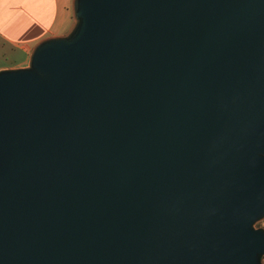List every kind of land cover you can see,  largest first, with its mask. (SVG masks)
<instances>
[{
    "label": "water",
    "instance_id": "1",
    "mask_svg": "<svg viewBox=\"0 0 264 264\" xmlns=\"http://www.w3.org/2000/svg\"><path fill=\"white\" fill-rule=\"evenodd\" d=\"M0 68V264H262L264 0H72Z\"/></svg>",
    "mask_w": 264,
    "mask_h": 264
},
{
    "label": "crops",
    "instance_id": "2",
    "mask_svg": "<svg viewBox=\"0 0 264 264\" xmlns=\"http://www.w3.org/2000/svg\"><path fill=\"white\" fill-rule=\"evenodd\" d=\"M72 23V0H0V37L24 58L38 40L65 33Z\"/></svg>",
    "mask_w": 264,
    "mask_h": 264
},
{
    "label": "rangeland",
    "instance_id": "3",
    "mask_svg": "<svg viewBox=\"0 0 264 264\" xmlns=\"http://www.w3.org/2000/svg\"><path fill=\"white\" fill-rule=\"evenodd\" d=\"M10 47H11L10 44L0 37V68L27 65V58H24L22 61H19L17 63L11 62L14 55L12 54L13 52L10 49ZM253 226L264 229V216L255 220L253 222ZM261 261L262 264H264V255L262 256Z\"/></svg>",
    "mask_w": 264,
    "mask_h": 264
},
{
    "label": "trees",
    "instance_id": "4",
    "mask_svg": "<svg viewBox=\"0 0 264 264\" xmlns=\"http://www.w3.org/2000/svg\"><path fill=\"white\" fill-rule=\"evenodd\" d=\"M10 49L12 50V54L14 55L11 62L12 63H17L19 61H22L24 59V55H22L20 49H18L17 47H14L12 45H10Z\"/></svg>",
    "mask_w": 264,
    "mask_h": 264
}]
</instances>
